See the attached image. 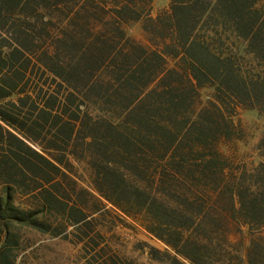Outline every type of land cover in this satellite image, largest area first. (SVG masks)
Listing matches in <instances>:
<instances>
[{
	"label": "trees",
	"instance_id": "obj_1",
	"mask_svg": "<svg viewBox=\"0 0 264 264\" xmlns=\"http://www.w3.org/2000/svg\"><path fill=\"white\" fill-rule=\"evenodd\" d=\"M151 2L0 0L1 264L10 224L79 236L107 203L172 264H264V136L251 169L230 152L264 112V0Z\"/></svg>",
	"mask_w": 264,
	"mask_h": 264
},
{
	"label": "rangeland",
	"instance_id": "obj_2",
	"mask_svg": "<svg viewBox=\"0 0 264 264\" xmlns=\"http://www.w3.org/2000/svg\"><path fill=\"white\" fill-rule=\"evenodd\" d=\"M171 0H152L151 15L156 16L169 8ZM129 34L146 43L147 35L142 21H134L128 25ZM39 76V75H38ZM51 82V79L48 80ZM210 89L200 91V101L208 102ZM240 125L244 138L231 149V157L235 166L253 168L259 161L257 145L264 136V112L255 109H238L234 116ZM75 174L83 186L93 190L89 178V170L85 163H76ZM27 198L18 197L25 202ZM107 210L95 213V219L85 226L83 240L80 235L62 232L60 221L47 218L52 224V232H43L26 224H10L11 237L6 244L7 261L10 264H172L165 254L151 252L152 247L162 251L167 245L148 232L139 222L129 218L107 203ZM58 232V234H53ZM85 233H88L87 236ZM264 236V227L260 232ZM5 235L0 228V247ZM1 264V263H0Z\"/></svg>",
	"mask_w": 264,
	"mask_h": 264
}]
</instances>
